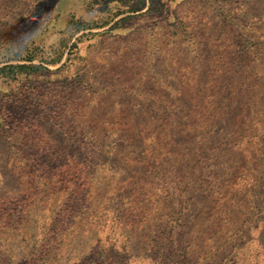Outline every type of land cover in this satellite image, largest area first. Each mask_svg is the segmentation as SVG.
<instances>
[{
	"label": "rangeland",
	"instance_id": "1",
	"mask_svg": "<svg viewBox=\"0 0 264 264\" xmlns=\"http://www.w3.org/2000/svg\"><path fill=\"white\" fill-rule=\"evenodd\" d=\"M48 2L0 0L42 66L0 75V264H264V0Z\"/></svg>",
	"mask_w": 264,
	"mask_h": 264
},
{
	"label": "trees",
	"instance_id": "2",
	"mask_svg": "<svg viewBox=\"0 0 264 264\" xmlns=\"http://www.w3.org/2000/svg\"><path fill=\"white\" fill-rule=\"evenodd\" d=\"M126 3H128L127 5H129V7L131 8L132 7V3H133V0H125ZM155 3V0H140L138 2V4H136L135 6L132 7V10L131 11H140V10H143L145 8H147V10H152L153 8V5ZM119 13H117L118 15ZM128 18V17H125V19ZM92 27H98V26H90V25H87L85 23L81 24V26H78L77 27V32L78 31H81L82 29H87V28H92ZM16 60H24L22 58H15ZM26 60H29V61H32L33 58H27ZM26 67H32V68H35V69H39L41 68L42 66L38 65V64H34V63H31V64H7L5 66H1L0 67V75H1V72L4 71V72H8V70L10 69H19V68H26Z\"/></svg>",
	"mask_w": 264,
	"mask_h": 264
},
{
	"label": "clouds",
	"instance_id": "3",
	"mask_svg": "<svg viewBox=\"0 0 264 264\" xmlns=\"http://www.w3.org/2000/svg\"><path fill=\"white\" fill-rule=\"evenodd\" d=\"M41 3V0H40ZM58 3L59 0H54V2H52V0H50V2H48L49 6L48 7H43L42 10L37 11V12H29L28 16L26 17L30 22H36L33 21V17H40L43 18L45 17L49 12H53L58 8Z\"/></svg>",
	"mask_w": 264,
	"mask_h": 264
}]
</instances>
